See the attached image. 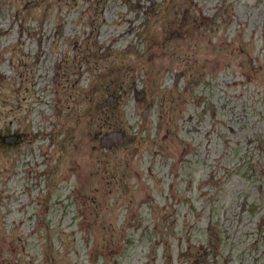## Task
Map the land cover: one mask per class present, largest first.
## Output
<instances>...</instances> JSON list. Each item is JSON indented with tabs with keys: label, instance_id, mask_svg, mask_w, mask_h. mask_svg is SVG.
<instances>
[{
	"label": "rangeland",
	"instance_id": "obj_1",
	"mask_svg": "<svg viewBox=\"0 0 264 264\" xmlns=\"http://www.w3.org/2000/svg\"><path fill=\"white\" fill-rule=\"evenodd\" d=\"M131 1L0 0V137L40 122L46 134L0 146V264H264V84L246 81L264 0H141L138 43ZM215 92L225 110L198 121V94ZM112 130L134 137L127 151L103 148Z\"/></svg>",
	"mask_w": 264,
	"mask_h": 264
},
{
	"label": "flooded vegetation",
	"instance_id": "obj_2",
	"mask_svg": "<svg viewBox=\"0 0 264 264\" xmlns=\"http://www.w3.org/2000/svg\"><path fill=\"white\" fill-rule=\"evenodd\" d=\"M130 5V6H129ZM128 6L132 9L134 8V10L136 11L135 14V18L133 20L129 21L130 24V29H129V33L131 34H135V40L138 43L140 41V37L137 35L138 29L134 27V22L138 21L141 19V16L144 15L143 14V7L141 6L140 2L139 4H133L130 3ZM137 5V6H136ZM151 9V7H149V10ZM216 12H219V9L215 10ZM147 14V13H146ZM183 20H187V16L183 17ZM146 22L147 20L144 18L141 24V27H146ZM211 23L209 22V25ZM182 26V25H181ZM214 37L213 38H209V46L213 47L212 41L216 38H219L220 40V36L218 35V33H214L213 34ZM176 36V37H175ZM221 36H225L221 35ZM180 34L175 33L174 34V38H179ZM181 40L183 41V47L186 49L187 52H189L191 49H193L194 51H198V47L200 45V37L199 38H194L192 35H190L189 33H182L181 34ZM250 40V39H249ZM250 42H252L250 40ZM167 43V39L164 40V44L162 45V47L165 46V44ZM168 43H169V39H168ZM153 47V46H152ZM194 55V54H193ZM260 58H262V64L260 63ZM184 64H188L189 62H187L186 60L183 61ZM190 63H193V65H199L197 60H193V62L190 61ZM202 68V67H201ZM264 71V43L261 45V48L259 49V51L257 52V54L255 55V57H250L249 61H248V72H249V77H246V81L247 83H260V84H264L262 83L263 81L261 80L260 76L262 74V72ZM187 75L184 74L182 71L179 72L178 74H176L173 78V84L174 87H178L181 85L180 80L182 79H187ZM193 89H195V84L193 82H186L184 84V86L182 87V97H186L189 95V93L191 91H193ZM260 93H257L256 95H259ZM199 97L196 98L194 105H198L200 106V104L202 103V111H196L194 110V115L196 117V119L200 122H203L206 115L211 116V117H216L218 111H222L225 110L226 105L224 103L220 104V101L223 100L224 97H222V95L220 96V93H210L207 96H204L202 93L199 95ZM112 98L114 100L113 97H109ZM139 98L135 97V102H138ZM147 112L143 113L141 116V120L142 122H147L148 121V112L149 109L146 110ZM56 122H58V120H55V123L51 124V128L53 129L54 133L57 132V128L58 125L56 124ZM186 122L191 125V129H186V133L189 132H194V133H198L199 129L197 127H195L194 125V117L192 115H190L187 119ZM48 123V119L46 120V124ZM25 128L22 129L20 132L15 133V134H11V135H7V136H1L0 138H3L2 140L0 139V146H6L8 145V147H13L16 145H34L35 143H37V141L41 138V140H43L46 136V134L44 133V129L42 126V122H40L38 124V129L34 132L30 131L28 128V124L26 123ZM229 132L233 133V129H231L230 127H228ZM257 133V132H256ZM50 134V133H49ZM53 134V133H52ZM67 135H65V137L63 138V141H67L68 139V133H66ZM219 137L222 138V140L224 142H229V138H227L225 135L223 134H219ZM40 140V141H41ZM134 141V137H132L131 139H128L127 136L124 134V132L122 130H112L107 132L101 139V142L104 144L102 145L103 148L107 151H115L116 149H123L124 151H127V148L131 145V143ZM54 145V142L52 143V146ZM51 146V147H52ZM40 148V146H39ZM131 157L132 158H138V159H143L142 157L139 156V154L141 153V149L139 147H133L131 150ZM107 163V162H106ZM105 163V164H106ZM40 166L38 165V168ZM13 167L10 168V171L12 170ZM20 173L22 174V183L24 185L23 189H22V193L24 194V196H26L27 199L31 198L32 200H35V198H37V193H34V191L37 190V184L34 185H29V179H33V177L35 178L37 175L36 171H33L34 169L29 165V164H24L20 169H19ZM103 173H107V171L105 170V172ZM48 177V175H47ZM37 180V178H35ZM125 181V175L124 173H122L119 177H115L111 179V182L113 183H118L120 185L123 186V183ZM109 184V183H108ZM80 185V184H79ZM79 185H77V194L80 192L78 187ZM36 187V188H35ZM52 187V183H51V179L50 177L48 178L47 181V191H50V188ZM119 194H123V191L120 190ZM45 198V197H43ZM47 197L45 198V200H47ZM20 209L21 213L25 212L28 210V205L23 206V207H18L17 209H15L16 211ZM12 212V211H11ZM5 213L8 215V211ZM43 219L45 220V213H43Z\"/></svg>",
	"mask_w": 264,
	"mask_h": 264
},
{
	"label": "water",
	"instance_id": "obj_3",
	"mask_svg": "<svg viewBox=\"0 0 264 264\" xmlns=\"http://www.w3.org/2000/svg\"><path fill=\"white\" fill-rule=\"evenodd\" d=\"M136 1H140V0H136ZM106 104V103H105ZM103 106V105H102Z\"/></svg>",
	"mask_w": 264,
	"mask_h": 264
}]
</instances>
